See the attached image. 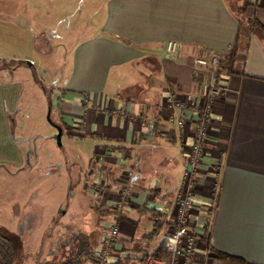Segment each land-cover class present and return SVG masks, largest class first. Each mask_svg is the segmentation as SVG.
Listing matches in <instances>:
<instances>
[{"label": "crops", "instance_id": "obj_1", "mask_svg": "<svg viewBox=\"0 0 264 264\" xmlns=\"http://www.w3.org/2000/svg\"><path fill=\"white\" fill-rule=\"evenodd\" d=\"M98 3L96 31L73 47L52 103L68 136L94 143L87 190L103 207L87 237L91 247H100L127 171L131 195L107 263L145 264L164 243L188 137L185 131L180 141L166 119V89L172 84L185 102L193 100V80L200 79L193 57L203 50L224 55L235 44L232 73L219 68L225 91L213 104L188 229L197 235L193 264H264V0ZM168 40L178 42L176 56L166 53ZM207 233L230 260L212 257Z\"/></svg>", "mask_w": 264, "mask_h": 264}, {"label": "rangeland", "instance_id": "obj_2", "mask_svg": "<svg viewBox=\"0 0 264 264\" xmlns=\"http://www.w3.org/2000/svg\"><path fill=\"white\" fill-rule=\"evenodd\" d=\"M99 5L0 0V108L7 99L0 112V232L15 244L17 264L73 259L99 218V201L87 190L94 143L68 136L52 104L73 47L96 31ZM7 109L17 122L13 126ZM11 138L16 141L11 148L3 145Z\"/></svg>", "mask_w": 264, "mask_h": 264}, {"label": "built area", "instance_id": "obj_3", "mask_svg": "<svg viewBox=\"0 0 264 264\" xmlns=\"http://www.w3.org/2000/svg\"><path fill=\"white\" fill-rule=\"evenodd\" d=\"M179 48L175 40H168L165 44V51L170 56H176ZM221 59V54L210 51L193 57L192 67L200 78L193 80L196 93L193 100L185 102L176 86L172 84L166 89L164 97L166 119L175 126L178 134L184 135V132L188 131V137L185 141L186 147L181 148L183 170L173 207L172 222L164 241V254L161 257H148L145 264H193L197 235L188 229V222L198 185L196 175L201 166L209 136L213 104L225 91L218 82ZM182 135L179 138L180 141H182ZM132 177L133 172L127 171L119 191V200L110 211L108 229L100 237V247L94 251L97 260L87 264H108L107 258L119 235L122 218L120 211L131 195ZM93 190L98 196L100 186H95Z\"/></svg>", "mask_w": 264, "mask_h": 264}, {"label": "trees", "instance_id": "obj_4", "mask_svg": "<svg viewBox=\"0 0 264 264\" xmlns=\"http://www.w3.org/2000/svg\"><path fill=\"white\" fill-rule=\"evenodd\" d=\"M243 8V7H242ZM245 10V9H244ZM243 13V11L241 12ZM206 50H203L201 53H204ZM236 55V45H232V47L222 55V59L220 62V70L225 71L227 73H232L234 58ZM103 205H98L95 207L98 216H100V212ZM205 246L212 254L213 258H217L219 260H230L231 258L221 252L216 251L211 247L209 243V233H207L206 238L204 239ZM164 243L152 254L154 257H161L164 254ZM17 249L13 241L7 237L6 235L0 232V264H17ZM97 258L95 256L94 250L90 245V242L86 237L80 242L78 245V250L73 259L69 261H65L62 264H87L88 262H94ZM147 260V259H146Z\"/></svg>", "mask_w": 264, "mask_h": 264}, {"label": "flooded vegetation", "instance_id": "obj_5", "mask_svg": "<svg viewBox=\"0 0 264 264\" xmlns=\"http://www.w3.org/2000/svg\"><path fill=\"white\" fill-rule=\"evenodd\" d=\"M6 109V108H5ZM8 110V109H7ZM6 111V110H5ZM8 112H10L9 113V115H7V120H8V123H9V126L11 125V126H13L15 123H17L15 120H14V114H13V112H12V110L11 111H9L8 110ZM11 114V115H10ZM1 131V130H0ZM9 141H11V143H15L16 141L13 139V138H11Z\"/></svg>", "mask_w": 264, "mask_h": 264}, {"label": "water", "instance_id": "obj_6", "mask_svg": "<svg viewBox=\"0 0 264 264\" xmlns=\"http://www.w3.org/2000/svg\"><path fill=\"white\" fill-rule=\"evenodd\" d=\"M57 130H58V133H57L56 138H57V141L59 142L62 131H61V128L58 126H57Z\"/></svg>", "mask_w": 264, "mask_h": 264}]
</instances>
